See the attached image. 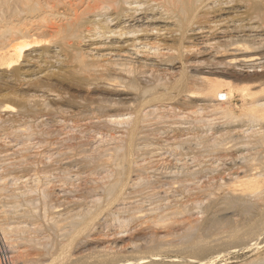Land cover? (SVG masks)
Masks as SVG:
<instances>
[{"label":"bare ground","instance_id":"1","mask_svg":"<svg viewBox=\"0 0 264 264\" xmlns=\"http://www.w3.org/2000/svg\"><path fill=\"white\" fill-rule=\"evenodd\" d=\"M0 71L10 88L0 109L47 116L35 127L57 130L39 131L41 138L64 135L58 144L52 138L57 149L43 140L48 156L21 147L7 166L24 181L37 163L62 164L55 167L67 197L60 204L40 177L9 191L0 176V204L10 205L2 206L0 235L11 248L21 242L34 251H19L12 264H160L170 250L201 257L241 247L254 257L242 264H264V0H0ZM14 80L49 90L53 100L13 90ZM25 125L32 136L35 127ZM77 132L103 136L94 144ZM164 149L193 154L194 162L199 154L230 158L234 167L226 182L197 186L186 163L155 159ZM164 181L171 183L165 195L155 190ZM176 185L187 196L171 201L166 194ZM39 204L51 232L40 240ZM15 218L19 224L8 227ZM219 256L189 263L217 264Z\"/></svg>","mask_w":264,"mask_h":264},{"label":"rangeland","instance_id":"2","mask_svg":"<svg viewBox=\"0 0 264 264\" xmlns=\"http://www.w3.org/2000/svg\"><path fill=\"white\" fill-rule=\"evenodd\" d=\"M45 69V68H44ZM44 69H42V70H44ZM41 71V70H40ZM1 72V71H0ZM3 72V73H2ZM0 74H2V75H0V77H2V79H3V77H4V79H3V81H2V79L0 80L1 82H3V83H1L0 82V96L3 98V96H6L8 93H9V83H7L6 82V73H5V71H2ZM5 75V76H4ZM57 79H54V80H52V81H50V82H52V84H57L58 82L56 81ZM4 82H6L7 84H5ZM13 83V84H12ZM3 84V85H2ZM11 88H14L13 90H19V91H21L22 93H24L25 92V94H27L28 95V93H29V95L31 94V95H36V96H39L40 94V96L39 97H41V96H43V97H41V98H44V99H42V100H45L46 98V100H45V102H51V100H53V97L52 96H50V94H48V92H49V90H42V89H39L38 90V88H34V86H31V87H29L28 85H20L19 83L17 84V83H15V80L13 81V82H11ZM6 85H8V86H6ZM13 86V87H12ZM4 87V88H3ZM7 87V88H6ZM27 87V88H26ZM58 89V88H57ZM3 91V92H2ZM54 91H56V90H54ZM8 92V93H7ZM40 93V94H39ZM50 93V92H49ZM5 94V95H4ZM38 94V95H37ZM46 95H47V97H46ZM46 98H45V97ZM0 97V104L2 103H5L3 100H5V97H4V99L2 100V102H1V98ZM11 104H13V105H15V107H16V109H18L17 108V104L16 103H14V102H11ZM10 104V105H11ZM13 105H11V106H13ZM1 106H4V105H1ZM14 107V108H15ZM17 112V111H16ZM12 113V114H8V113H6V112H3V108L1 107V109H0V114H2V115H0V148H2V149H0V158H2V159H0V163H3V164H0V176L1 177H3V179H1V177H0V179L2 180V182H1V180H0V182L1 183H5L6 181V183L5 184H7L6 186H9V187H7L8 188V190L9 191H13V189L14 190H16L17 188H18V190H21V191H24L25 189H27V188H29V187H34L35 186V184H37V182H39V184L40 185H43V186H45V185H47L48 184V186L50 185V187L52 188L53 187V190L55 191V196H56V198H55V196H54V199L52 200V203L54 202L55 204V206H56V204L59 202V204H60V202L61 201H63L64 200V198H67L65 195H66V192H62L63 193V195H62V193H61V191H59V190H61V187H60V185H59V183H60V181H58L59 179H58V175L56 174V173H58V170H56V164L54 165V163L55 162H51V164H50V162H49V168L46 166H42V164L41 163H35L36 164V166L34 167V171H31L32 173H27L25 176L27 177V179H26V177H22V178H25L24 179V181H22V179H21V175L22 174H19V172H18V174H16L15 172H13V170L11 171L10 169H8L7 168V166H8V164H12L13 163V161L15 160L16 161V152L18 151V149H20L21 147L22 148H25V147H28L29 148V151L31 150L32 152V154L34 155V156H41L42 157V155L43 156H45L46 157V155L48 156V153L50 154L51 152V149H48V148H52V147H55V144L54 143H56V142H54V141H57V139H59V141H57V143L56 144H58V143H60V141L64 138V135H62V136H58L57 135V133H55L56 135H57V137H55L56 135H54L52 138L54 139V138H56V140H54L53 141V139L51 138H48V137H45V138H41V135L39 134V131H42V130H46L45 132H48V130H49V132H55V130H57L56 129V127L54 128L53 127V125L52 124H49V123H45L46 125L44 126V127H42V126H39V127H35V125L37 124L36 122L37 121H39L40 119V122L41 121H46V120H48V117L47 116H44V117H40V115L39 116H35V118L33 119V117L34 116H32V117H28V119H27V117L26 118H23V117H21V116H19V113L17 112V113ZM18 114V115H17ZM20 117V118H19ZM40 117V118H39ZM44 118V119H43ZM215 118H217V117H215ZM38 119V120H37ZM5 120V121H4ZM8 120V121H7ZM10 120V121H9ZM24 122H22V121ZM25 120H29V121H27L28 122V125H31V126H34L35 128H33L32 130L34 131V136L32 135V136H28L27 137V135H25V134H23V132H22V130L24 129L23 127L24 126H26L25 124H27V122L25 121ZM35 120V121H34ZM8 122H10V123H8ZM15 122V123H14ZM8 124V125H7ZM41 127V128H40ZM184 127H189V125H184ZM17 128V129H16ZM38 128H40V129H38ZM15 129V130H14ZM19 129V130H18ZM55 129V130H54ZM13 130V131H12ZM18 130V131H17ZM20 131L22 132V135L20 134ZM15 132H17L18 133V135H17V133H15ZM93 132H89V133H85L84 132V134H81V133H79V132H77V133H75V134H81V140L84 138V137H82V135H88L89 136V139L86 137L84 140L85 141H87V140H90L91 141V139L93 138L94 139V144H96L95 142H97V141H95V139L96 140H100L99 139V137L100 138H102V136L103 135H97L96 133H93ZM39 134V135H38ZM54 134V133H53ZM59 134V133H58ZM92 134V135H91ZM20 135V136H19ZM36 135V136H35ZM78 135V136H79ZM95 135V136H94ZM20 138H19V137ZM76 136V135H75ZM97 136V137H96ZM99 136V137H98ZM32 137V138H31ZM43 137V136H42ZM91 137V138H90ZM28 138V139H27ZM79 138H80V136H79ZM18 139H20V140H18ZM23 139V140H22ZM28 141H27V140ZM30 139V140H29ZM42 139V140H41ZM93 139H92V141H93ZM25 140V141H24ZM43 140L46 142V144H47V146H48V148L47 147H45V142H43ZM48 141V142H47ZM51 141V142H50ZM83 141V140H82ZM84 141V142H85ZM17 142V143H16ZM20 142H22V143H20ZM38 142V143H37ZM28 145H27V144ZM34 143V144H33ZM53 143V144H52ZM15 144V145H14ZM45 144V145H44ZM26 145V146H25ZM41 145H43V147H44V149L42 148V147H39V146H41ZM52 147H51V146ZM9 146V147H8ZM32 146V147H31ZM57 146V145H56ZM5 147V148H4ZM6 147H7V149H6ZM31 147V148H30ZM17 148V149H16ZM21 148V149H22ZM56 149L57 148H60V146L58 145L57 147H55ZM5 149V150H4ZM11 149H12V151H11ZM39 149V150H38ZM187 149H188V147H185L184 148V152H187L188 153V151H187ZM2 150V151H1ZM14 150V151H13ZM17 150V151H16ZM50 150V151H49ZM165 151H159L158 153H156V160H159V159H164V161H165V167H170V166H172V165H170V164H173V162L172 161H177L178 159V161H180L179 163H176V162H174V163H176L177 164V166H180V167H182L185 163V166H187V168H189V166H190V168H192V170L191 171H195L196 173H197V179L196 180H198V181H196V184H197V186H202V187H206V182L207 181H209L210 182V180L212 181L213 180V184H216V182L215 181H217L219 178V180H220V182H219V180L217 181L218 183H220L221 184V182L222 183H224V182H226L227 181V179L229 178V174L232 172V167H234V166H232L233 164H232V161L230 160V158H228L227 160L225 159V160H221V159H218L217 158V160L219 161L220 160V162H221V164H219L218 165V163H220V162H218V161H216L214 158H215V156H210V155H208V154H199L200 156H199V158H198V162H197V159L195 160V162H194V159H193V154H188V155H183V157H182V155H180V153L177 155V154H175L174 153V155H173V153L172 154H170V153H168L170 150L169 149H164ZM168 150V151H167ZM7 151H9V152H7ZM46 151H48V152H46ZM4 152V153H3ZM34 152V153H33ZM37 152V153H36ZM42 152V153H41ZM46 153V155H44L45 153ZM55 152H57V151H54V153ZM166 152V155L165 154H163V153H165ZM170 152H172V151H170ZM13 153V154H12ZM53 153V152H52ZM167 153H168V155L169 156H174V157H176V159H174V157H170V158H172L171 160L169 159V156H167ZM189 153H191V152H189ZM199 153V152H198ZM201 153V152H200ZM38 154V155H37ZM158 154V155H157ZM185 154V153H184ZM195 154V153H194ZM2 155V156H1ZM5 155V156H4ZM7 155H9V158L11 159H9L8 157H7ZM15 155V157H14V159H13V156ZM32 155V156H33ZM193 157H192V156ZM12 158H11V157ZM38 156V157H39ZM180 158H179V157ZM209 156V157H208ZM5 157H6V159H5ZM167 159H166V158ZM184 157H186L187 159H186V161H185V159H183ZM201 157V158H200ZM191 158V159H190ZM203 158H206V160L205 159H203ZM208 158V159H207ZM12 159H13V161H12ZM169 159V160H168ZM181 159V160H180ZM192 159H193V162H191L192 161ZM212 161H211V160ZM214 159V160H213ZM9 160V161H8ZM191 160V161H190ZM203 160H205V162H201V161H203ZM208 160V161H207ZM228 160H230L231 161V164L230 163H228ZM8 161V162H7ZM167 161H169V163L167 162ZM177 161V162H178ZM188 161V162H187ZM214 161V162H213ZM229 161V162H230ZM5 162L7 163V164H5ZM182 162V163H181ZM53 163V164H52ZM190 163V165H187V164H189ZM200 163L202 164V165H200ZM205 165H204V164ZM209 163H211V164H213V165H208ZM217 163V164H216ZM223 163V164H222ZM227 163V164H226ZM40 164H41V166H40ZM226 164V165H225ZM6 165V166H5ZM38 165V166H37ZM175 167H176V165L175 164H173ZM182 165V166H181ZM192 165H196L195 167L194 166H192ZM198 165H199V167H200V169H199V167H198ZM208 165V166H207ZM217 167H219V168H217ZM223 165V166H222ZM40 166V167H39ZM57 166H60V167H58V168H61L63 165L62 164H57ZM184 166V167H185ZM192 166V167H191ZM201 166H202V168H201ZM209 166H212V167H209ZM230 166V167H229ZM232 166V167H231ZM4 167V168H3ZM56 167V168H55ZM179 167V168H180ZM217 168V171H215L213 168ZM227 167V168H226ZM40 168V169H39ZM43 168V171H45L46 172V170H47V172L45 173H42L43 171L41 170ZM44 168H45V170H44ZM203 168H207L206 170L205 169H203ZM212 168V169H211ZM228 168H229V170H228ZM52 169V170H51ZM194 169H197L198 171H202V169L203 170H205L206 172H204V171H202V172H198L197 170H194ZM226 169V170H225ZM7 170H10V171H7ZM40 170H41V173H40ZM55 170H56V173H55ZM212 170V171H211ZM221 170H223V172L221 171ZM49 171H53L52 172V174H49ZM220 171V172H219ZM231 171V172H230ZM11 173V175L12 176H10V173ZM50 172V173H51ZM212 173V175H214L213 176V179H211L212 177V175H210V174H208V173ZM223 174H222V173ZM225 172V173H224ZM5 173H6V176H5ZM14 175H13V174ZM38 173V174H37ZM202 173V174H201ZM203 173H206L205 175H206V177H205V175H203ZM227 173V174H226ZM37 174V175H36ZM45 174V175H44ZM49 174V175H48ZM57 176H56V175ZM217 174L219 175V176H217ZM225 174V175H224ZM2 175H4L6 178H4V176H2ZM19 176V179H18V177H16V176ZM50 175H52V176H50ZM10 176V177H9ZM24 176V175H23ZM45 176V177H44ZM54 176H56V177H54ZM204 176V177H203ZM215 176H216V178L217 177H219V178H217L216 180H215ZM7 177H9V178H7ZM17 178V179H15V178ZM31 177V178H30ZM40 177V178H39ZM52 177H54V178H52ZM227 177V178H226ZM37 178H39L40 180L39 181H37L36 182V180H38ZM47 178V179H46ZM209 180H208V179ZM5 179V180H4ZM8 179V180H7ZM12 179V180H11ZM30 179V180H29ZM43 179H45V180H43ZM200 179V180H199ZM205 179L207 180L206 182H205ZM222 179V180H221ZM28 180L29 181H31V182H28ZM57 180V182H58V185L59 186H57V182H54V181H56ZM4 181V182H3ZM33 181V182H32ZM43 181H46V182H43ZM168 181V180H167ZM166 181V182H167ZM200 181H202V182H200ZM24 182H28V185H24ZM36 182V183H35ZM165 182V181H164ZM162 183V185L163 186H165L167 183ZM169 182H171L170 180H169ZM199 182H200V185H199ZM208 182V184L210 185V186H212L213 184H212V182L211 183H209ZM12 183H14V184H12ZM51 183H53V184H51ZM204 183H206L205 185H204ZM12 184V185H11ZM19 184H20V186H19ZM55 184H56V187H55ZM75 184H77V185H79V182H76L75 181ZM212 184V185H211ZM12 187H11V186ZM33 185V186H32ZM52 185V186H51ZM209 185H207V186H209ZM216 185H219V184H216ZM15 186V187H14ZM29 186V187H28ZM159 186H161V185H157L156 187H159ZM163 186H161V187H159V189H155V190H158L157 192H159V190L161 189L162 190V188H163V192L162 191H160L161 192V194H164V192H165V190H169L168 188H170V186H171V183H170V185H169V183L167 184V186H165V187H163ZM214 186V185H213ZM27 187V188H26ZM57 187H58V189H57ZM168 187V188H167ZM179 188V189H178ZM58 191V193L60 192L61 194H57V191ZM172 191H175V192H177V193H173V192H171V191H169L166 195H167V198H170V200L171 201H173V199L174 198H176L177 197V199H184L186 196H187V192H185V191H181V188H180V186L178 185H176V188H174ZM184 192V193H183ZM216 192V191H215ZM221 192H219L218 190H217V193H216V195H215V197L216 196H219V195H221L220 194ZM68 194V193H67ZM176 194V195H175ZM36 195H38L37 193H36ZM61 196V197H57V196ZM69 195V194H68ZM67 195V196H68ZM165 195V194H164ZM174 195V196H173ZM183 195V196H182ZM185 195V196H184ZM64 196V197H63ZM174 198H173V197ZM37 198H36V200L38 201V203H40V204H42L41 203V201H40V197L39 196H36ZM69 197H72V195L71 196H69ZM182 197V198H181ZM60 199V201H58ZM61 199H63V200H61ZM208 204V200L207 199H204L203 201H202V203H204L205 205H206V203ZM3 203H5V202H3ZM6 204V203H5ZM5 204H0V225H1V223L3 222L4 224H5V226H7V224L5 223V221H3L4 219V213H1L3 210H2V206L3 205H5ZM39 204V206L40 207H38V209H37V212H38V210L40 211V212H38V214H40V215H38L39 216V218L37 219L38 221H35V222H37V224L39 225V227H41V231H44L45 230V234H44V232L43 233H40V234H42V235H40V234H35V237H36V235H37V239L38 240H40V239H42V238H44V237H48V236H50L51 234V232H50V230H48V228L47 229H45L46 227H45V222L42 220V218H41V216H42V214H44V210H43V208H42V206ZM204 204H202V206L204 205ZM6 206H10L9 204L7 205L6 204ZM207 206V205H206ZM205 206V207H206ZM218 208H219V206H218ZM61 209H63V208H59V210H61ZM202 209H205L204 207H202ZM43 210V213L41 212ZM204 211V212H203ZM197 212V213H196ZM203 212V213H202ZM2 214V215H1ZM10 214H12V212L10 213ZM13 214H15V212H13ZM9 215V217H11V218H14L13 216L14 215ZM195 214H196V217H199V218H205L206 216H207V214L205 213V210H201V212H200V209L199 210H195ZM220 215L222 216H225L223 213H220ZM2 216H3V218H2ZM16 216V215H15ZM41 218V219H40ZM1 219H3V220H1ZM17 220L16 218L15 219H13V220H11L12 222H15V221ZM19 219H18V221H17V223L15 222V223H13L12 224V222H10L9 223V225H8V227H13V226H17V224H19ZM23 223L24 224H22V221L20 222V225L22 224V226L24 225V226H28L29 224L31 225V223H25V221H23ZM16 224V225H15ZM27 224V225H26ZM29 225V227L30 228H32V227H34V225L32 224V226H30ZM43 226V227H42ZM28 227V228H29ZM45 227V228H44ZM46 230H48V231H46ZM47 232V233H46ZM105 232H107L106 230H105ZM1 236V235H0ZM41 236V237H40ZM40 237V238H39ZM1 239H0V258L1 259H4V261H5V264L7 263V264H12L13 262H12V259H10L12 256H14V255H16V253H18L19 251L21 252V251H28V252H34L33 250H30L29 248H27L26 246H23L22 244H18V243H21V242H14L15 243V245L13 246V248H11L7 243H6V241L4 240V238H3V236H1L0 237ZM208 239L209 240H214V239H216V235L214 234V233H209L208 234ZM262 245V246H261ZM260 246V248H262V249H260V252H262V250L264 249V243H262ZM21 247H23V248H21ZM18 248V249H17ZM27 248V249H26ZM241 248H244V249H242V250H240L239 248H236V249H234V250H217V251H215V252H212L211 254H208V255H205V256H201V257H195L194 255H192L191 253H189V252H177V251H175L174 250V252H173V250H170V252L169 253H165V254H162L161 256H160V258L158 259H156V260H158V262L160 263V264H174L175 262L177 263V264H190L189 262L190 261H195L196 259L195 258H197V260H199V259H207V258H213V257H217L218 255H223V256H219V258L220 257H222V258H220V261H219V263H217V264H224V259H227V260H229V261H227V262H229V263H232V262H238L239 264H242V263H246V262H244V261H246V260H249L250 261V259L251 258H254L253 257V253H251L249 250H247L246 249V247H241ZM13 250V251H10V250ZM21 249V250H20ZM24 249V250H23ZM238 249V250H237ZM240 251V252H239ZM13 252H15V253H13ZM236 252V253H235ZM239 252V253H238ZM242 252V253H241ZM238 254H240V255H238ZM229 255V256H228ZM243 255V256H242ZM10 256V257H9ZM135 256H138L137 254L135 255ZM140 256V255H139ZM162 256L165 258L164 260H163V258H162ZM252 256V257H251ZM170 257V258H169ZM224 257H226V258H224ZM235 257V258H234ZM243 258V259H242ZM245 258V259H244ZM6 259V260H5ZM10 259V260H9ZM162 259V260H161ZM171 259V260H170ZM231 260V261H230ZM252 260V259H251ZM164 261V262H163ZM181 263H180V262ZM222 261V262H221ZM248 261V262H249ZM174 262V263H173ZM175 263V264H176ZM226 263V262H225Z\"/></svg>","mask_w":264,"mask_h":264}]
</instances>
